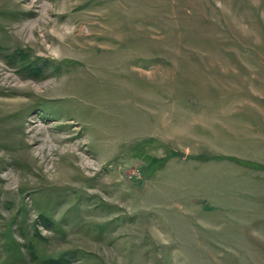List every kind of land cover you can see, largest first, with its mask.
I'll use <instances>...</instances> for the list:
<instances>
[{"label":"rangeland","instance_id":"1","mask_svg":"<svg viewBox=\"0 0 264 264\" xmlns=\"http://www.w3.org/2000/svg\"><path fill=\"white\" fill-rule=\"evenodd\" d=\"M0 264H264V0H0Z\"/></svg>","mask_w":264,"mask_h":264}]
</instances>
